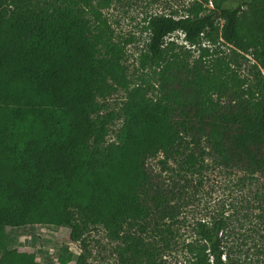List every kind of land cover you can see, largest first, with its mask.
Here are the masks:
<instances>
[{"label":"trees","instance_id":"16d2710c","mask_svg":"<svg viewBox=\"0 0 264 264\" xmlns=\"http://www.w3.org/2000/svg\"><path fill=\"white\" fill-rule=\"evenodd\" d=\"M94 1L0 0V264H44L37 249L20 246L18 230L35 224L67 228L73 241L101 225L137 248L130 226L144 232L180 212L147 168L161 153L187 173L207 159L236 169L242 189L263 179L254 200L264 221V0H193L184 15L150 16L142 63L161 67L159 85L132 88L123 47ZM175 32L192 45L222 39L236 63L250 55L253 78L229 61L209 67L207 47L194 65L168 58L165 39ZM119 88L127 96L118 113H102L100 100ZM232 216L197 222L189 264H263L264 234L247 250L231 246ZM82 259L61 247L49 264Z\"/></svg>","mask_w":264,"mask_h":264},{"label":"rangeland","instance_id":"374dc122","mask_svg":"<svg viewBox=\"0 0 264 264\" xmlns=\"http://www.w3.org/2000/svg\"><path fill=\"white\" fill-rule=\"evenodd\" d=\"M193 0H111L108 6L94 1V6L100 9L102 17L108 22L114 33L113 40L123 47V63L127 67V75L132 88L136 84L144 83L157 87L161 67L146 62L142 58L147 51L150 40L148 20L156 14L181 16ZM240 0H233L236 5ZM211 6V4H210ZM91 17V15H89ZM165 46L167 57L179 59V62L194 65L201 57L202 48L207 47L208 53L203 61L209 66L217 63L218 59L229 61L231 67L240 77L253 78L252 65L255 61L250 55L248 60L237 58L232 46L220 39L215 45L203 40L202 43L192 45L184 39L181 32H175L166 37ZM174 54H179L178 58ZM216 67V66H215ZM220 68H218L219 70ZM264 74V68H262ZM157 90H152L149 96L155 97ZM127 90L119 88L112 95L101 99L102 113L114 111L118 113ZM122 124L117 119L110 126L107 141L116 139V132ZM161 153L147 161V168L152 173L154 183L168 195L170 202L180 205V212L176 220L171 218L160 220L141 232L136 225L127 229L142 243L136 248L129 245L128 240L110 238L108 231L98 225L90 228L84 235V241H73L67 228H55L50 225H28L18 230L20 246L37 249L38 259L44 264L56 258L59 248L67 247L68 251L83 254L82 264H189V253L186 244L197 237L195 226L198 221H210L213 216L224 214L234 216L230 228L231 246L238 243L243 251L249 249L260 240L264 234V221H260L254 200L259 182L245 181L244 189L240 178L242 173L236 169L226 170L207 159L208 164L201 172L192 174L180 169L177 160L164 159ZM240 182V186L237 184ZM242 184V185H241ZM174 199V200H173ZM14 245L16 243H13ZM250 250V254L253 252ZM243 253V252H242ZM133 258L135 260H133ZM264 264V262H263Z\"/></svg>","mask_w":264,"mask_h":264}]
</instances>
